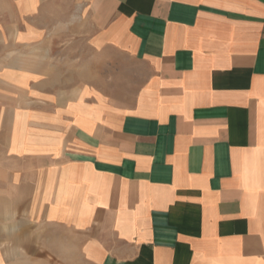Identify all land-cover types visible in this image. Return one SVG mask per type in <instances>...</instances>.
<instances>
[{
	"label": "crops",
	"instance_id": "crops-1",
	"mask_svg": "<svg viewBox=\"0 0 264 264\" xmlns=\"http://www.w3.org/2000/svg\"><path fill=\"white\" fill-rule=\"evenodd\" d=\"M0 264H264V0H0Z\"/></svg>",
	"mask_w": 264,
	"mask_h": 264
},
{
	"label": "rangeland",
	"instance_id": "rangeland-1",
	"mask_svg": "<svg viewBox=\"0 0 264 264\" xmlns=\"http://www.w3.org/2000/svg\"><path fill=\"white\" fill-rule=\"evenodd\" d=\"M3 246H4V247H6V246H7V244H6V243H4V244H3Z\"/></svg>",
	"mask_w": 264,
	"mask_h": 264
}]
</instances>
